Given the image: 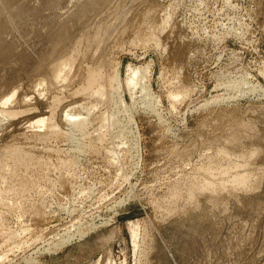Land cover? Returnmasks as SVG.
I'll use <instances>...</instances> for the list:
<instances>
[{"label":"rangeland","instance_id":"1","mask_svg":"<svg viewBox=\"0 0 264 264\" xmlns=\"http://www.w3.org/2000/svg\"><path fill=\"white\" fill-rule=\"evenodd\" d=\"M0 264H264V0H0Z\"/></svg>","mask_w":264,"mask_h":264},{"label":"bare ground","instance_id":"2","mask_svg":"<svg viewBox=\"0 0 264 264\" xmlns=\"http://www.w3.org/2000/svg\"><path fill=\"white\" fill-rule=\"evenodd\" d=\"M61 72V71H60ZM126 83H127V85L128 86H132V77L131 78H129V79H127L126 80ZM13 95H11V96H9L8 98H6L4 101H2L4 104H6L9 100H11L10 98L12 97ZM13 99V98H12ZM10 102V101H9ZM68 116V115H67ZM66 119H68V118H66ZM38 122H43V120L42 119H40V120H38ZM41 123H39V124H41Z\"/></svg>","mask_w":264,"mask_h":264}]
</instances>
